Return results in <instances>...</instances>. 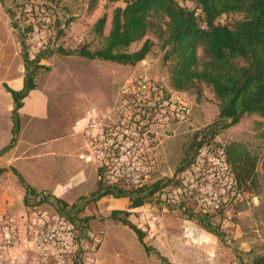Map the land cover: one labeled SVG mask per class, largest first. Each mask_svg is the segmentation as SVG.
<instances>
[{"label":"rangeland","instance_id":"1","mask_svg":"<svg viewBox=\"0 0 264 264\" xmlns=\"http://www.w3.org/2000/svg\"><path fill=\"white\" fill-rule=\"evenodd\" d=\"M25 2L0 0V79L7 84V81L24 77V50L31 59L46 50L47 56L39 61L43 66L37 68L34 77L35 89L46 98L45 111L41 115L19 113L20 131L16 143L0 155V167H15L31 186L72 204L96 186L94 163L80 157L86 149L81 129L87 116L93 108L111 104L126 80L141 71L172 87L171 62L163 60L161 40L152 33L126 48L127 51L136 50L145 39L153 42L151 51L135 65L87 59L58 51L59 48L73 50L83 44L91 50L103 46L113 9L124 6L121 0H96L92 6L90 0H34L36 22L40 23L46 15L50 18L47 44L37 49L35 39L29 33ZM102 15L106 20L100 36L93 27ZM230 18L222 15L220 21ZM198 54H202L201 49ZM201 90L199 100L194 93L184 91L191 108L189 119L160 137L152 177L155 180L175 179L179 165L189 152L194 133L216 119L218 106L213 91L205 84H201ZM11 109V97L3 86L0 90V149L11 137ZM215 139L222 144L231 140L243 141L260 155L258 189L243 191L226 210L209 217V222L224 234V238H218L180 209H163L154 200L129 209L128 198L116 200L107 195L85 204L77 212L78 217H88L95 231L102 232L103 242L97 253L99 264H248L256 256H264V177L261 166L264 119L256 114L245 115L238 123L220 129ZM81 171L86 177L79 180L77 174ZM23 195L24 188L15 174L10 170L0 174V214L21 221L30 210L23 203ZM38 208L52 209L48 203H42ZM112 209L130 210L129 218L134 223L142 217L146 231L144 241L152 247L148 253L129 227L109 218Z\"/></svg>","mask_w":264,"mask_h":264},{"label":"trees","instance_id":"2","mask_svg":"<svg viewBox=\"0 0 264 264\" xmlns=\"http://www.w3.org/2000/svg\"><path fill=\"white\" fill-rule=\"evenodd\" d=\"M121 1L124 6L113 9L110 29L103 46L91 50L83 44L73 50L59 48L58 51L87 59L135 65L151 51L153 42L145 39L136 50L127 51L126 48L152 33L161 40L163 60L171 62L170 81L174 89L183 93H194L199 100L202 96L201 84L210 87L217 99L218 114L211 124L194 133L189 152L179 165L178 171L189 160L195 146L219 143L215 136L220 129L238 123L245 115L256 114L264 119V0ZM95 2L96 0H90V6ZM222 15L231 18L221 22ZM105 20L106 16L102 15L94 23L93 29L100 36ZM21 42L23 44V39ZM198 49H201V55L198 54ZM46 53L45 50L31 59L24 50L25 74L22 87L14 89L3 84L12 100L11 137L0 149V155L16 143L20 131L19 109L23 106V99L36 87L35 73L37 68L43 66L39 65V61L41 57L47 56ZM222 145L239 188L242 191H256L259 186L257 167L260 155L240 140H231ZM261 166L264 177V155ZM8 170L17 176L24 188L23 203L26 206L33 208L48 203L51 210L66 216L82 228L91 227L89 219L78 217L77 212L89 202H95L107 195L114 198L126 197L129 200L128 208L133 209L150 200L156 202L154 193L175 182V179H156L139 189H125L121 185L110 187L102 183L99 169L95 166V188L88 195L80 196L78 201L68 204L52 193L31 186L13 166L0 167V174ZM181 211L218 238H224V234L209 222L210 216L188 210ZM130 213L128 209H112L109 218L129 227L148 253L152 247L144 241L146 231L130 220ZM159 257L163 260L161 255ZM248 264H264V256H256Z\"/></svg>","mask_w":264,"mask_h":264},{"label":"built area","instance_id":"3","mask_svg":"<svg viewBox=\"0 0 264 264\" xmlns=\"http://www.w3.org/2000/svg\"><path fill=\"white\" fill-rule=\"evenodd\" d=\"M33 1L26 0L24 11L39 49L47 44L50 18L46 15L36 22ZM190 114L185 93L141 71L126 80L111 104L93 108L87 116L81 129L86 149L80 157L95 164L103 184L139 189L155 181L160 137ZM242 193L223 145L210 142L195 146L175 182L157 190L154 197L163 209L180 207L212 217ZM136 225L145 229L142 217ZM102 242L101 231L82 228L55 210L33 207L21 221L0 214V264H99Z\"/></svg>","mask_w":264,"mask_h":264},{"label":"crops","instance_id":"4","mask_svg":"<svg viewBox=\"0 0 264 264\" xmlns=\"http://www.w3.org/2000/svg\"><path fill=\"white\" fill-rule=\"evenodd\" d=\"M6 83L8 84V86H11V88L20 89L23 85V78H18V79L12 80V81H7ZM9 96H10V94H9ZM45 101H46V98H45L44 94L39 92L36 89H33L23 99V106L19 109V113L21 114L25 111L26 114L41 115L45 111ZM77 176H78L79 180H82L83 178L86 177L83 171H81V173H78ZM81 184H83V182ZM81 184H80V186H81ZM115 199L117 200L119 198H115Z\"/></svg>","mask_w":264,"mask_h":264}]
</instances>
